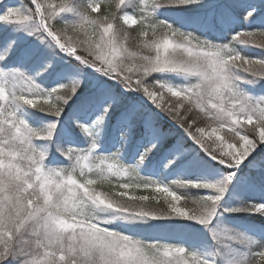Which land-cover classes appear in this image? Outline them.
<instances>
[{
  "label": "snow or ice",
  "instance_id": "obj_1",
  "mask_svg": "<svg viewBox=\"0 0 264 264\" xmlns=\"http://www.w3.org/2000/svg\"><path fill=\"white\" fill-rule=\"evenodd\" d=\"M0 30V264H264V0H0Z\"/></svg>",
  "mask_w": 264,
  "mask_h": 264
},
{
  "label": "rangeland",
  "instance_id": "obj_2",
  "mask_svg": "<svg viewBox=\"0 0 264 264\" xmlns=\"http://www.w3.org/2000/svg\"><path fill=\"white\" fill-rule=\"evenodd\" d=\"M8 2L11 3V2H14V0H8ZM19 3H26V0H19ZM51 76H52V74H48L43 78L45 83H49V78ZM52 80H51V82H52ZM262 88H264V83L257 85L258 91ZM163 120H164V118H163ZM172 131H173L172 133H177L178 135L177 136H172V135L168 136L167 142L164 145L165 149L168 146H170L171 144H173L174 142H176L181 137V134L179 135V130L176 129V130H172ZM188 141H190L191 143L187 144V142H186V147L189 150V155H193L196 153V145L193 144L191 140L188 139ZM137 151H138V144H137V141L135 140V142H133L132 146H130V148H128L126 150L125 159L128 161H131L136 156ZM159 168H160V157H159V155H157L156 157H153L147 163L145 170L158 172ZM198 171H203V172H206L208 174H213L215 171V168L213 167V165H206L203 168L198 169ZM129 194L130 195H156L161 199V201L163 200V197L160 194L154 193V192H151L148 190L132 189V190H129ZM193 207H195V205ZM250 219H251L250 217L241 216L239 222L240 223H253V222L258 223L256 220H253V219L250 220ZM249 220L252 222H248ZM152 224H154L156 227L149 228L148 226H145L146 229L143 230L144 235L150 236V237H159L162 239H175L178 237V235L180 233L187 230V226H188L189 222H187V221H159V222H152Z\"/></svg>",
  "mask_w": 264,
  "mask_h": 264
},
{
  "label": "trees",
  "instance_id": "obj_3",
  "mask_svg": "<svg viewBox=\"0 0 264 264\" xmlns=\"http://www.w3.org/2000/svg\"><path fill=\"white\" fill-rule=\"evenodd\" d=\"M10 36H11L10 31H8V30H0V40H7ZM129 46L133 50H135V41H134V39H130ZM251 53L253 55H257L258 56L260 54V50L253 48V49H251ZM53 78H54V74H52V76L49 78V83H51V80ZM120 110L121 109L118 107L116 113H114V116H113V119L114 120L116 118H118ZM39 115H43V114H39ZM49 119H51V118L49 117ZM161 123L163 124V127L165 128L166 131H170V135H172V136L178 135L177 133H172L173 132L172 130H176V129L172 126V123H171L170 120H168L167 118H164V120L162 119ZM179 134H181V133L179 132ZM185 140H186L187 144H190L191 143L190 141H188L187 138H185ZM133 142H135V139H133V141L128 145V148H130V146H132ZM104 190L105 191H111L112 189L110 188V186L105 185L104 186ZM180 191H183V190H180ZM190 203H191V199H190ZM181 204L183 205V202L182 201H181ZM192 206H194V205H192Z\"/></svg>",
  "mask_w": 264,
  "mask_h": 264
}]
</instances>
